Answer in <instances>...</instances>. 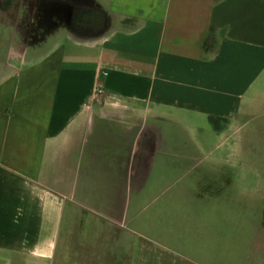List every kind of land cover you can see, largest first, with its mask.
Returning a JSON list of instances; mask_svg holds the SVG:
<instances>
[{"label":"crops","instance_id":"obj_1","mask_svg":"<svg viewBox=\"0 0 264 264\" xmlns=\"http://www.w3.org/2000/svg\"><path fill=\"white\" fill-rule=\"evenodd\" d=\"M260 143L264 0H0V264H264Z\"/></svg>","mask_w":264,"mask_h":264},{"label":"rangeland","instance_id":"obj_2","mask_svg":"<svg viewBox=\"0 0 264 264\" xmlns=\"http://www.w3.org/2000/svg\"><path fill=\"white\" fill-rule=\"evenodd\" d=\"M255 152L251 154L250 161L245 166L239 163L238 171H257L264 174V143L254 144ZM256 199L264 202V183H259L256 186ZM257 248H264V240H257ZM263 257V256H262ZM259 256H257L258 260Z\"/></svg>","mask_w":264,"mask_h":264},{"label":"trees","instance_id":"obj_3","mask_svg":"<svg viewBox=\"0 0 264 264\" xmlns=\"http://www.w3.org/2000/svg\"><path fill=\"white\" fill-rule=\"evenodd\" d=\"M212 121L213 122H215V119H212ZM263 215V212H262V210L260 209V208H256V219H257V228L258 227H260V223L258 222L259 221V219L261 218V216ZM245 257H243V256H241V259H242V261H241V263H243V259H244ZM245 262V261H244Z\"/></svg>","mask_w":264,"mask_h":264},{"label":"built area","instance_id":"obj_4","mask_svg":"<svg viewBox=\"0 0 264 264\" xmlns=\"http://www.w3.org/2000/svg\"><path fill=\"white\" fill-rule=\"evenodd\" d=\"M103 93V85L102 83H99L96 88V96H99Z\"/></svg>","mask_w":264,"mask_h":264}]
</instances>
